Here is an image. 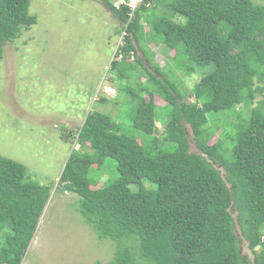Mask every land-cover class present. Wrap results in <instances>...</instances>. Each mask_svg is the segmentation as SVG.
<instances>
[{"label":"trees","instance_id":"1","mask_svg":"<svg viewBox=\"0 0 264 264\" xmlns=\"http://www.w3.org/2000/svg\"><path fill=\"white\" fill-rule=\"evenodd\" d=\"M150 1L132 10L126 0L118 6L101 0L125 32L110 69L120 74L136 69L129 61L135 43L158 37L176 51L174 58L185 56L186 70L207 68L192 88L194 101H186L158 65L152 70L136 58L148 78L136 91L127 90L136 103L130 110L133 131L110 113L89 110L59 186L80 197L78 210L99 238L118 243L113 258L95 264H138L129 242L147 264H264V99L255 102L264 89V4L157 0L167 12L148 13V33L143 12ZM30 2L0 0V60L4 45L37 23ZM144 92L166 102L168 118L158 148L151 143L157 105ZM240 105L251 108L235 127L231 148L220 139L210 143L215 131L208 124L216 117L209 113L234 114ZM187 126L199 153L190 151ZM71 134L62 132L61 138ZM109 160L117 177L92 188L90 172ZM49 196L50 187L30 179L25 165L0 156V231H6L0 264L22 263ZM237 224L253 262L241 252Z\"/></svg>","mask_w":264,"mask_h":264},{"label":"rangeland","instance_id":"2","mask_svg":"<svg viewBox=\"0 0 264 264\" xmlns=\"http://www.w3.org/2000/svg\"><path fill=\"white\" fill-rule=\"evenodd\" d=\"M113 1L117 6L119 0ZM254 1L264 4V0ZM147 8L143 24L149 33L148 13L167 10L157 0H151ZM29 11L37 16V23L8 41L0 60V156L22 163L30 179L50 187L48 202L21 264L105 262L114 257L118 243L99 238L78 210L80 197L59 186L68 155L72 148H79L78 129L89 110H100L122 122L128 133L133 131L130 110L136 103L127 90L136 91L138 82H146L148 78L136 58L152 70L153 64L158 65L189 102L194 101V84L207 68L186 70L190 63L185 56L174 58L176 51L158 37L151 40L145 36L140 45L135 43V52L129 56L136 69H127L124 74L110 69L125 32L118 17L101 0H31ZM144 96L157 105L159 117L151 143L158 148L168 118L166 102L153 93L144 92ZM262 99L264 89L255 102ZM250 108L240 105L234 114L209 113L216 117L215 122L208 124L215 131L210 143L220 139L231 148L235 127L246 118ZM217 119L218 126H214ZM187 130L190 151L199 153L189 126ZM69 131L73 134L63 140L61 133ZM90 176L95 179L92 188H98L117 177L116 165L109 160L105 167L90 172ZM233 216L236 220V214ZM239 227L237 224L235 232L241 252L253 262L254 253ZM5 236L6 231H0V245ZM129 244L136 252L138 264H147L137 245Z\"/></svg>","mask_w":264,"mask_h":264},{"label":"built area","instance_id":"3","mask_svg":"<svg viewBox=\"0 0 264 264\" xmlns=\"http://www.w3.org/2000/svg\"><path fill=\"white\" fill-rule=\"evenodd\" d=\"M120 2L117 5H119ZM140 2H141V0H129L128 4H129V6L131 7L132 10H135V8L137 7V5L140 4Z\"/></svg>","mask_w":264,"mask_h":264},{"label":"clouds","instance_id":"4","mask_svg":"<svg viewBox=\"0 0 264 264\" xmlns=\"http://www.w3.org/2000/svg\"><path fill=\"white\" fill-rule=\"evenodd\" d=\"M120 1L122 2L123 0H119V2H120ZM119 2H118V3H119ZM121 2H120V3H121ZM128 2H129V1H128ZM128 5H129V4H128ZM139 5H140V4H139ZM117 6H118V5H117ZM130 8H131V7H130Z\"/></svg>","mask_w":264,"mask_h":264}]
</instances>
